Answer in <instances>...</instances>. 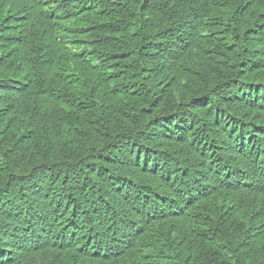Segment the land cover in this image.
<instances>
[{
	"label": "trees",
	"instance_id": "trees-1",
	"mask_svg": "<svg viewBox=\"0 0 264 264\" xmlns=\"http://www.w3.org/2000/svg\"><path fill=\"white\" fill-rule=\"evenodd\" d=\"M0 264H264V0H0Z\"/></svg>",
	"mask_w": 264,
	"mask_h": 264
}]
</instances>
